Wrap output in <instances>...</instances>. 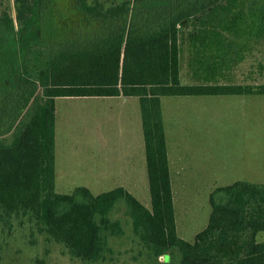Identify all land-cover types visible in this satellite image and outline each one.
<instances>
[{"label":"trees","instance_id":"1","mask_svg":"<svg viewBox=\"0 0 264 264\" xmlns=\"http://www.w3.org/2000/svg\"><path fill=\"white\" fill-rule=\"evenodd\" d=\"M16 1L17 22L24 29L50 16L52 0ZM222 1L135 0L128 28L111 29L80 48L58 50L54 45L37 82L0 81L4 228L11 229L14 218H26L61 243L70 256L84 264L99 263L113 253L109 239L125 234L122 222L112 219L113 210L122 203L134 234L156 260H170V251L176 250L178 264H264V241L256 239L264 231V184L236 181L215 188L209 197L207 226L193 241L177 232L162 97L264 95V84L182 82V25H192V18L198 17L199 38L211 43L217 31L227 30L231 14L244 15V5L238 7L237 0ZM129 4L124 0L106 7L100 0L76 1L89 21L106 25L124 18ZM211 64L219 75L225 74ZM119 95L140 100L151 208L122 186L100 194L85 186L70 193L56 191V98Z\"/></svg>","mask_w":264,"mask_h":264},{"label":"rangeland","instance_id":"2","mask_svg":"<svg viewBox=\"0 0 264 264\" xmlns=\"http://www.w3.org/2000/svg\"><path fill=\"white\" fill-rule=\"evenodd\" d=\"M76 1L52 0L47 21L24 29L17 22V1L0 0V81L20 85L37 82L54 45L58 50L80 48L111 29L128 28L136 7L135 0H130L125 17L106 25L89 21L77 9ZM100 1L109 7L124 0ZM237 4L244 5L243 17L264 14V0H237ZM192 20V25L185 23L180 28L184 84L245 78L251 87H257L263 82L264 72L258 67L221 75L213 70L211 43L199 38L198 17ZM37 97L42 99L43 88L39 87ZM56 107V191L70 193L85 186L100 194L122 186L151 208L138 98H58ZM162 109L169 154L172 147L177 148L184 169L183 181L175 175L172 183L177 232L193 241L208 224L212 190L240 180L264 184V95L165 96ZM132 164V175L115 172L116 165ZM112 219L122 222L125 234L110 238L113 253L94 264H178L176 250L170 251V260L150 256L134 234L124 204L116 206ZM21 220L14 218L11 229L0 222V264H84L70 256L61 243L48 238L35 222ZM256 239L263 242L264 231Z\"/></svg>","mask_w":264,"mask_h":264},{"label":"crops","instance_id":"3","mask_svg":"<svg viewBox=\"0 0 264 264\" xmlns=\"http://www.w3.org/2000/svg\"><path fill=\"white\" fill-rule=\"evenodd\" d=\"M216 33L217 35L213 37V41H211V48L213 51L212 63H214L217 66V69L221 71H229L228 73H231L232 71H237V70L250 71L254 68L257 69L258 67V69H261L264 72V14L261 17H228L227 30L217 31ZM225 82L240 84V85L252 84L250 83V81L248 82L245 78H243L242 81L235 80V81H225ZM219 83H224V82H219ZM259 84H264V80ZM239 96H246V95H239ZM129 97H135V96L119 95V96H112L111 98H129ZM58 98H72V97H58ZM58 98H56V100ZM139 107H140V100H139ZM140 113H141V109H140ZM56 121H57V107H56ZM164 121L165 120L163 119V122ZM141 124H142V117H141ZM142 135H143V129H142ZM121 141H123V139H121ZM166 141H167V135H166ZM177 150H178L177 148L172 147V152L171 154H169L170 151L167 145L168 161H169L172 183L175 182L176 179L175 175H179L181 177V181H183L182 172L184 171V169L182 165L179 164ZM55 154H56V138H55ZM145 160H146V153H145ZM115 172L120 174L121 176H127V175H132L135 172V170L133 164L131 165V167L129 165L128 166L116 165ZM55 174L57 177V155L55 161Z\"/></svg>","mask_w":264,"mask_h":264}]
</instances>
